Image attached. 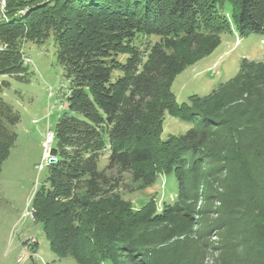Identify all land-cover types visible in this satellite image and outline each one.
<instances>
[{
  "label": "trees",
  "instance_id": "16d2710c",
  "mask_svg": "<svg viewBox=\"0 0 264 264\" xmlns=\"http://www.w3.org/2000/svg\"><path fill=\"white\" fill-rule=\"evenodd\" d=\"M226 5L230 16L223 13ZM19 6L29 8L36 21L29 23ZM7 13L0 17V39L6 43H14L8 36L23 25L36 36L53 31L72 91L68 115L60 117L51 146L58 160L49 165L46 183L32 201L33 216L43 224L51 249L81 264H155L145 254V242L132 232L129 210L106 170L174 173L178 199L186 201L199 180L206 181L207 175L196 174L204 158H211V128L227 133L237 146L246 138L260 139L256 127L249 131L264 124V62L245 58L236 76L191 106L177 102L171 85L195 57L220 45L223 31L264 35V0H10ZM152 34L166 39L152 46L139 71L140 46ZM177 47L190 51L167 50ZM27 71L17 48H0V74L23 77ZM242 103L247 110L240 113L239 124L228 127L231 108ZM10 108L0 96V170L17 135L2 122ZM167 111L197 123L181 137L163 139ZM108 146V164L100 170L97 161ZM252 150L237 160L246 184L240 213L246 229L233 233L242 241L231 248L242 253L231 256L230 264H264V145H252ZM119 252L126 259L120 260Z\"/></svg>",
  "mask_w": 264,
  "mask_h": 264
},
{
  "label": "rangeland",
  "instance_id": "374dc122",
  "mask_svg": "<svg viewBox=\"0 0 264 264\" xmlns=\"http://www.w3.org/2000/svg\"><path fill=\"white\" fill-rule=\"evenodd\" d=\"M8 1L0 0L1 18L8 14ZM19 8L29 23L36 21L29 8ZM224 9L223 13L230 16L231 8L226 5ZM27 29L23 25L16 34L8 36V40L13 37L14 43L0 39V48H17L23 56V64L28 67L27 73L21 74L23 77L0 74V96L11 106L2 122L8 133L17 134L0 170V264H81L73 256L59 258L50 247L43 224L33 216V198L46 183L50 170L46 164L49 147L56 143L49 139L60 117L67 114L72 91L57 56L53 31L36 36ZM221 35L222 41L213 52L195 57L174 78L171 90L180 105L191 106L236 76L245 58L264 62V35H241L236 29L225 30ZM165 39L159 34L144 39L136 62L139 71L152 46L163 44ZM167 50L179 54L190 51L184 47ZM121 57L126 56L121 54ZM119 71L121 69L116 70ZM246 110V103L233 106L228 127L239 124V115ZM15 117L19 118L16 124ZM196 123V118L186 122L167 111L162 138L181 137ZM255 127V137L260 139L252 143L251 138H246L240 146L233 143L227 133L214 128L209 130L211 139L207 149L211 158H204L196 174L197 178L201 175L207 178L194 186L190 200L178 199L174 173L151 172L149 168L127 172L106 170V174L115 179L111 185L117 183L114 193L129 210L127 220L133 224L132 232L145 242V254L155 264H230L231 256L242 253L240 249L231 248L242 241L241 234L233 233L246 229L240 215L244 209L241 201H244L246 184L237 160L239 154L244 158L252 155V145H264V124L250 127L249 133ZM76 150V147L71 148V151ZM109 153L110 147H105L97 161L98 169L106 168ZM141 175L144 178H138ZM85 191V187L79 190L81 195ZM119 259H126L122 252Z\"/></svg>",
  "mask_w": 264,
  "mask_h": 264
},
{
  "label": "built area",
  "instance_id": "2783aa9c",
  "mask_svg": "<svg viewBox=\"0 0 264 264\" xmlns=\"http://www.w3.org/2000/svg\"><path fill=\"white\" fill-rule=\"evenodd\" d=\"M5 17V16H4ZM50 142L52 143L53 142V140H54V134L52 133V135L50 136ZM53 160V161H52ZM57 157L55 156V155H53V154H51V145H50V147H49V154L47 155V157H46V164L47 165H50V164H52V163H55V162H57ZM42 167V166H41Z\"/></svg>",
  "mask_w": 264,
  "mask_h": 264
},
{
  "label": "water",
  "instance_id": "95a60500",
  "mask_svg": "<svg viewBox=\"0 0 264 264\" xmlns=\"http://www.w3.org/2000/svg\"><path fill=\"white\" fill-rule=\"evenodd\" d=\"M53 161V160H52Z\"/></svg>",
  "mask_w": 264,
  "mask_h": 264
}]
</instances>
